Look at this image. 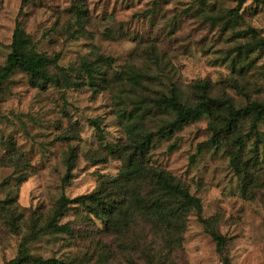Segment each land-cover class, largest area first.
Instances as JSON below:
<instances>
[{"label": "rangeland", "instance_id": "374dc122", "mask_svg": "<svg viewBox=\"0 0 264 264\" xmlns=\"http://www.w3.org/2000/svg\"><path fill=\"white\" fill-rule=\"evenodd\" d=\"M235 6L234 0H0V68L20 23L30 48L59 54L52 71L75 77L87 59L98 61L107 78L95 90L87 84L41 89L15 70L0 84V202L10 198L5 206L22 214L14 230L7 207L0 211V264L17 254L32 224L45 225L61 196L90 192L101 176L118 174L122 161L109 155L105 144L125 141L129 127L154 130L171 120L162 111L139 117L150 97L175 85L192 100L195 84L206 82L209 95L229 98L235 108L264 102V46L256 45L264 38V3L247 0L231 18L228 12ZM76 7L84 11L82 28L76 24ZM247 44L250 50L243 47ZM117 73L122 77L114 81ZM129 74L140 76L134 80ZM214 123H222L221 115L188 123L157 142L149 161L200 199L202 218L225 236L231 264H264V122L258 126L257 147L247 118L235 131L243 136L241 146L232 134L217 147L199 149ZM71 149L74 168L64 183ZM234 153L239 171L231 161ZM72 214L69 210L60 221L75 219L78 230L84 222ZM89 224L84 238L42 233L31 241L30 252L73 264H221L215 242L194 211L170 232L136 217L131 228L138 236L149 229L152 250L139 252L142 242L140 249H130L115 235L107 259H101L96 246L101 224Z\"/></svg>", "mask_w": 264, "mask_h": 264}, {"label": "trees", "instance_id": "16d2710c", "mask_svg": "<svg viewBox=\"0 0 264 264\" xmlns=\"http://www.w3.org/2000/svg\"><path fill=\"white\" fill-rule=\"evenodd\" d=\"M236 6L228 14L234 18L238 14L239 8L247 0H234ZM256 5L264 3V0H251ZM76 24L83 27L82 17L84 11L76 7ZM229 24V21L226 20ZM254 32L253 30H251ZM244 45L246 50L250 47ZM256 45L264 46V38L256 41ZM243 48H238L241 53ZM59 54L48 56L43 52H38L30 48V37L25 32L20 23H17L12 34L10 52L7 54L4 65L0 68V84L8 80L15 70H21L27 75L28 83L31 86L44 89L48 84L56 87H79L87 84L93 90L105 83L106 73L98 61L81 60L78 67V74L75 77L67 72L61 74L52 71V66L56 65ZM108 61L110 59H107ZM106 61V59H105ZM114 76V81L121 79V73ZM136 76L129 74L128 77L137 80ZM146 78H149L147 75ZM196 96L190 100L184 97L177 86L172 85L166 92L149 98V104L139 114L143 118L146 114H157L164 112L171 115V120L156 127L154 130L134 131L129 127L128 138L123 142L107 143L105 148L109 155L117 157L122 161V168L115 176H101L97 185L90 192L67 198L61 196L53 209L49 220L41 228H36L35 223L31 226V231L22 236L19 243L17 254L3 262L2 264H73L75 260L64 261L54 257H43L30 252L31 241L38 240L42 233L65 234L70 239L74 236L84 238L90 227L89 222L97 220L101 224V229L97 228L98 240L96 246L101 251V259H107L112 251L111 243L114 236L120 237V244H125L130 249H140V243L145 246L139 252L151 251L153 244L147 242L148 232L143 231V235L138 236L134 233L131 225L135 218L139 217L147 221L150 225L162 226L170 232L178 225L183 224L186 215L191 211L197 214L198 219L205 225L207 232L211 235L216 245V251L220 255L221 264H231L230 258L224 253L225 236L215 229H211L208 220L201 216L200 199L189 192V190L177 180L167 170L154 166L150 163L149 152L160 140H166L174 136L188 123L201 118L204 115H221L222 123L210 124L211 136L205 142L198 145L219 146L222 138L234 135L235 141L241 146L244 142L243 136L235 131L239 123L245 119H250L249 132L255 137V147L260 140L258 126L264 122V102L248 101L245 106L235 108L229 98L211 96L207 93L208 84L201 82L195 84ZM225 110V113L220 111ZM172 144L169 148H171ZM231 161L235 170L239 171V157L234 153ZM75 152L71 149L65 159L66 171L63 176L64 183L72 177L74 168ZM242 170V169H241ZM18 181L24 178L16 176ZM11 203L10 198L0 202V211L7 207V222L12 229L18 228V221L22 214L16 213L15 209L5 206ZM69 210L73 211L74 216H78L84 225L76 230L75 219L61 222ZM87 230H84V228ZM95 235V234H94ZM109 239H112V241ZM108 240V242H101ZM107 248V249H106ZM105 250V251H104ZM146 255L148 256V253ZM80 264V263H77ZM149 264H154L151 260Z\"/></svg>", "mask_w": 264, "mask_h": 264}]
</instances>
